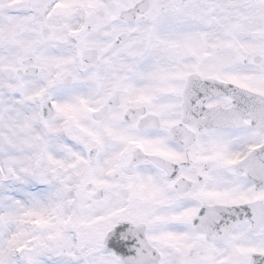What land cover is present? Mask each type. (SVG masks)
<instances>
[{"label": "snow or ice", "instance_id": "snow-or-ice-1", "mask_svg": "<svg viewBox=\"0 0 264 264\" xmlns=\"http://www.w3.org/2000/svg\"><path fill=\"white\" fill-rule=\"evenodd\" d=\"M0 264H264V0H0Z\"/></svg>", "mask_w": 264, "mask_h": 264}]
</instances>
